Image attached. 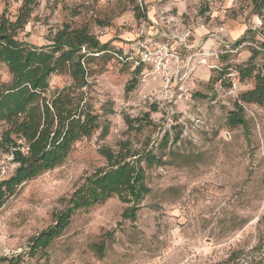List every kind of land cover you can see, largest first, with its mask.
<instances>
[{"label":"rangeland","instance_id":"obj_1","mask_svg":"<svg viewBox=\"0 0 264 264\" xmlns=\"http://www.w3.org/2000/svg\"><path fill=\"white\" fill-rule=\"evenodd\" d=\"M24 1L0 0V16L14 21ZM32 2L17 35L31 46L49 45L69 25L137 59L140 44L166 43L177 60L166 80L149 65L136 72L135 62L109 54L86 58L85 92L100 129L0 208V264H264V107L238 101L253 83L235 71L252 49L264 50V10L256 14L250 0H136L138 18L128 0ZM0 81H9L1 64ZM69 83L50 78L51 90ZM236 102L246 125L230 128ZM125 141L163 162L145 170L150 192L135 220L123 217L126 205L113 197L76 213L47 249L33 252L32 240Z\"/></svg>","mask_w":264,"mask_h":264},{"label":"trees","instance_id":"obj_2","mask_svg":"<svg viewBox=\"0 0 264 264\" xmlns=\"http://www.w3.org/2000/svg\"><path fill=\"white\" fill-rule=\"evenodd\" d=\"M128 2L139 18L140 5L136 0ZM250 2L255 13L260 15L264 0ZM32 5V0L24 1L14 21L0 16V64L9 76L8 82L0 81V153L11 155L15 165L14 174L0 182V208L24 183L60 167L76 143L90 138L100 129V118L85 92L88 88L86 58L109 54L123 65L134 63L128 60L129 51H109L108 43L100 44L85 27L64 25L44 47L19 41L17 35L27 24ZM256 58L261 64L253 63ZM133 68L138 72L144 65L138 63ZM235 71L239 81L253 83L250 90L239 95L238 101L264 107V50L252 49L249 60ZM51 76H66L70 83L51 90ZM126 92H130V88ZM125 121L128 126L132 123L130 119ZM227 124L230 128L246 125L237 102L229 112ZM167 144L166 134L157 150L163 153ZM162 164V157L152 149L144 147L132 151L129 142H121L106 167L86 179L74 192L69 208L55 216L54 224L36 236L30 248L33 252L47 249L64 233L76 213L89 211L113 197L126 205L123 217L135 220L136 212L150 192L145 170Z\"/></svg>","mask_w":264,"mask_h":264},{"label":"built area","instance_id":"obj_3","mask_svg":"<svg viewBox=\"0 0 264 264\" xmlns=\"http://www.w3.org/2000/svg\"><path fill=\"white\" fill-rule=\"evenodd\" d=\"M166 43L154 44L152 46H148V44H140V50L138 53V59L136 56H132L129 54L128 60L135 62L134 64L142 63L144 66L149 65L153 69V73H158L166 80L173 75L172 69L175 60V54H169ZM99 54H96L98 56ZM137 59V62L135 61ZM119 60H122L119 58ZM176 76L180 74V72L176 71ZM15 165L12 162V156L5 154L0 158V182L8 179L12 176L13 169Z\"/></svg>","mask_w":264,"mask_h":264}]
</instances>
